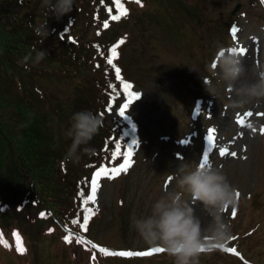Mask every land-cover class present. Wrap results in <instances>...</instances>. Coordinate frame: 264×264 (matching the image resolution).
Masks as SVG:
<instances>
[{"label":"trees","instance_id":"16d2710c","mask_svg":"<svg viewBox=\"0 0 264 264\" xmlns=\"http://www.w3.org/2000/svg\"><path fill=\"white\" fill-rule=\"evenodd\" d=\"M153 1L169 3L123 0L129 12L113 20L120 11L116 0H74L73 9L60 19L50 16L44 0H0V235L14 239L16 231L30 228L34 217L38 222L42 217L54 221V229L44 232V248H53L48 249L51 264H72L80 257L77 239L89 237L100 216L95 211L84 228L87 207L93 204L86 206L83 198L91 193L95 172L105 165L117 167L118 160L123 163L128 148L133 150L144 136V127L135 118L116 116L110 125L107 115L127 95L124 80L132 84L141 73L158 74V55L148 54L155 38L150 18L157 13L149 8ZM45 20L51 31L38 35L35 28ZM130 23L142 31L140 49L128 61L126 49L136 42ZM122 37L120 55L109 62L112 45ZM40 49L46 54L37 61ZM67 74L81 76L71 99L58 98L41 83L45 77ZM83 108L103 113L104 124L90 141L94 151L69 160L65 153L71 137L65 132L72 113ZM37 212L39 217L33 215ZM26 222L23 231L20 225Z\"/></svg>","mask_w":264,"mask_h":264},{"label":"rangeland","instance_id":"374dc122","mask_svg":"<svg viewBox=\"0 0 264 264\" xmlns=\"http://www.w3.org/2000/svg\"><path fill=\"white\" fill-rule=\"evenodd\" d=\"M237 3H242V7L234 15L231 14L230 19L238 18L236 24L238 31L235 32L236 38L233 44L229 46L230 48L248 47L246 53L238 52L237 54L249 66V78H254L255 67L264 65V18L255 19L242 13L246 7L252 11L257 6L259 7L257 0H216L215 5L233 12ZM143 19L144 16H141V20ZM150 19L155 23L164 20L165 28L175 29L173 35H168L163 27H160V33L155 30V44L148 50L149 55L153 52L158 55L156 66L166 71L162 76L159 74L152 78L146 73H141L138 78L140 84L137 85L136 91L140 92L142 97L136 103H132V108L126 111L138 117L142 124L149 128L151 134L158 137L159 146L163 147L164 151L170 150L171 154H174L173 160L171 165L165 168L163 157L158 152L154 157L149 156L136 163L129 175L124 176L123 182L119 179L101 178L102 183L97 191V199L93 202L101 216L94 220L95 227L92 226L89 231V236L104 245L124 248V250L136 249L140 252L150 246L131 225L132 212L135 211L139 215L150 211L155 199L166 189L176 187L174 173L180 163L186 161L195 166L204 162L203 155L208 153L209 148L207 149L202 144L203 138L209 135V130L212 128L216 129L214 135L217 138L216 141L218 140L219 148L228 147L230 152L237 153L236 156L221 155L214 144L215 155H217L214 164L227 172L230 181L240 192L238 204L225 209V215L233 225L243 219L244 212L247 210L255 208L264 212V131H261L264 129V115H262L264 114V101L241 107L230 106L231 89L211 73H207V78L216 81L219 95H214L209 90H206L207 95L194 92L193 89L189 92L190 80L199 76V70L198 65H192L185 60L186 51L182 50V43L187 41L184 34L189 32L187 21L181 23L177 9L166 6L161 7L158 15ZM132 27L133 23H130L129 28ZM133 28L136 42L126 49L129 52L128 61L132 54L137 55L141 46V27ZM225 38H227L226 34L216 36L213 43L214 41L222 42ZM172 40H175L177 45ZM217 45H212L211 49L213 50ZM156 47L162 49V54L155 51ZM187 49L192 54L197 53L191 43L188 44ZM131 63L135 65L134 60ZM145 64L146 62H143L144 68H146ZM204 65L206 66V61ZM200 70L205 75L204 70L201 68ZM185 79L188 80V85L184 84ZM80 80L81 76L67 74V76L45 77L41 83L44 88L58 95V98L66 100L71 99L75 94ZM191 95L194 99L202 96L205 98L201 99L202 101L194 109L192 116L183 108H177L179 114L183 116L182 123L187 122L184 128L182 124H176L179 115L173 116L165 100L171 102L173 99H181L184 101V99L189 100ZM168 117L173 121V126L167 124ZM241 119L245 121L244 124L240 123ZM187 138L190 142L184 146L183 143ZM210 142L212 143L211 140ZM197 209L202 211L199 205ZM233 209L236 210L235 216L231 214ZM33 215L39 217L38 212ZM236 216L238 217L233 219ZM26 220L29 221L30 218ZM52 223L55 222L47 221L43 217L42 221L38 222L34 217L30 228L25 233H21L23 243L29 252L25 256H21L16 239L11 240L8 234L1 236L2 240L8 238L11 248L0 240V264H32L34 260H37L38 264H50L49 258L45 255L49 253L48 249L53 248H44L46 244L44 232L54 229ZM251 223L252 219H249L246 226ZM13 224L15 225L14 222ZM26 224L27 222L20 225L23 231ZM254 229L257 233L260 232V227L254 225ZM53 235L57 237V231ZM168 258L169 255L164 254L157 258L122 255L115 258L109 257L102 263L88 258L83 264H166ZM74 263L82 264V260L75 257ZM207 264L210 262L208 261ZM226 264L232 263L228 261Z\"/></svg>","mask_w":264,"mask_h":264},{"label":"clouds","instance_id":"9594fccd","mask_svg":"<svg viewBox=\"0 0 264 264\" xmlns=\"http://www.w3.org/2000/svg\"><path fill=\"white\" fill-rule=\"evenodd\" d=\"M44 4L50 16L60 19L73 9L74 0H44ZM35 31L49 35L48 20L36 26ZM45 54L46 49H40L36 60ZM214 59L212 75L231 89L230 106L264 101V65H257L255 77L249 78V66L231 48L221 46ZM204 79L208 90L219 95L216 81ZM103 124V115L98 111L83 108L73 112L65 132L71 137L65 158L79 160L82 152L94 151L90 141ZM174 178L176 187L166 189L155 199L150 211L139 215L132 212L131 225L150 247L163 248L175 264H198L202 253L214 251L231 238L232 223L225 209L238 204L237 188L226 171L208 162L195 166L182 162L176 167Z\"/></svg>","mask_w":264,"mask_h":264},{"label":"snow or ice","instance_id":"6c2138e0","mask_svg":"<svg viewBox=\"0 0 264 264\" xmlns=\"http://www.w3.org/2000/svg\"><path fill=\"white\" fill-rule=\"evenodd\" d=\"M144 0H140V3H143ZM116 5L119 8V13L113 15L112 19L113 20H119L121 19L122 16H125L128 14L129 9L126 7V5L124 4L123 0H116ZM111 12V9L109 10ZM104 26L108 27L109 26V21L105 20L104 21ZM238 28H233V32H237ZM125 38L122 37L119 42L117 44H113L111 47V54L109 55L108 59L109 62H114L115 58L118 57L120 55L118 48H119V44L124 43ZM231 50L233 52L236 53H246L248 51L247 48H237V47H233L231 48ZM116 73L117 75H120L121 73V69L119 67L116 68ZM121 79H123V77L121 76ZM124 89L127 92V100L124 102V104L122 106L119 105V100H117L115 107H119V111L121 114L127 115L126 110L129 109L130 105L132 104V101L136 100L137 97H139L141 95L140 92L138 91H134L132 88V84L131 82L124 80ZM115 107H113L112 109H110V111H114ZM103 115V113H101ZM249 115H251V113H249ZM264 115V114H262ZM241 124H244L245 121L243 119L240 120ZM211 133H213V135L209 136V139L212 141L213 144L216 143V137L214 135V133L216 132L215 128H212L209 130ZM261 131H264V129H261ZM241 135H243V133H241ZM133 143H136V141H133ZM119 152V149L117 150ZM220 154L221 155H231V156H236L237 153L235 152H230L228 147H223L221 149H219ZM132 147L130 146L128 148L127 154H126V158H124V162L120 163L119 160L117 161V167H108L107 165L102 166V167H98L97 171L95 172V177L96 179L92 180V186H91V193L89 195H85L84 196V203L87 206L89 201H95L97 199V191L99 189V182L101 178H105V177H113L115 178L116 176L120 175L123 172H127L130 168V166L134 163V161L132 160ZM203 161L204 163H207L209 161V155L207 153H205L203 155ZM236 196L237 198L240 196V192L237 190L236 192ZM227 209V206H226ZM87 212H88V216L84 218V222H83V226L85 229H87L88 227V223H89V217H91L92 215L95 214V209L91 208V207H87ZM46 213L42 212L41 215H45ZM231 214L233 216L236 215V210L233 209ZM51 231V229H50ZM15 237H16V245L17 248L20 252H26L27 248L25 246V244L23 243V237L21 236L19 231H16L14 233ZM66 241L71 242L72 241V237L71 236H65L64 237ZM86 239V238H85ZM231 239V238H230ZM3 243L7 246H11L8 242L7 239L3 240ZM97 248H100L102 252L104 253H112L113 250L108 248V247H101V245L97 244L96 245ZM219 248H226L227 245L226 243L223 245H219ZM164 249L160 248V247H150L148 249H146L145 251L142 252H134L132 250H120L119 254L120 255H124V256H133V255H150V254H154V253H158V252H163ZM227 251L232 252V253H236L237 249L235 247H227Z\"/></svg>","mask_w":264,"mask_h":264}]
</instances>
